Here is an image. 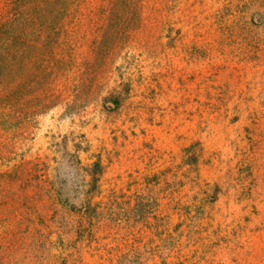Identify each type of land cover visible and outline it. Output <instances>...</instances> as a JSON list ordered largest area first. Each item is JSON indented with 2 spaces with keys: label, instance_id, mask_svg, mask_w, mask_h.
<instances>
[{
  "label": "rangeland",
  "instance_id": "374dc122",
  "mask_svg": "<svg viewBox=\"0 0 264 264\" xmlns=\"http://www.w3.org/2000/svg\"><path fill=\"white\" fill-rule=\"evenodd\" d=\"M6 30L0 264H264V0H0Z\"/></svg>",
  "mask_w": 264,
  "mask_h": 264
},
{
  "label": "trees",
  "instance_id": "16d2710c",
  "mask_svg": "<svg viewBox=\"0 0 264 264\" xmlns=\"http://www.w3.org/2000/svg\"><path fill=\"white\" fill-rule=\"evenodd\" d=\"M8 31L6 30L5 32H0V49L1 47H4L2 48V50H0V73L1 71L3 70V67L6 66V63H7V58H8V40H9V35H8ZM6 78L2 77L0 78V85L3 84L5 82ZM191 148H187L186 151H189ZM193 154H195L193 152ZM190 162L192 164H194L196 162V158L195 156H191V159H190Z\"/></svg>",
  "mask_w": 264,
  "mask_h": 264
}]
</instances>
